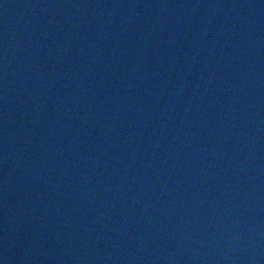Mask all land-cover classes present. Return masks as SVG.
Here are the masks:
<instances>
[{
  "label": "water",
  "instance_id": "1",
  "mask_svg": "<svg viewBox=\"0 0 264 264\" xmlns=\"http://www.w3.org/2000/svg\"><path fill=\"white\" fill-rule=\"evenodd\" d=\"M0 264H264V0H0Z\"/></svg>",
  "mask_w": 264,
  "mask_h": 264
}]
</instances>
